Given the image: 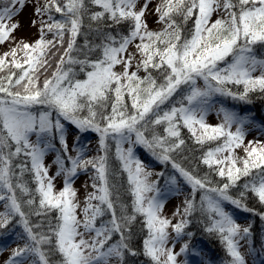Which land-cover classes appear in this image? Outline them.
Listing matches in <instances>:
<instances>
[{"label": "snow or ice", "instance_id": "obj_1", "mask_svg": "<svg viewBox=\"0 0 264 264\" xmlns=\"http://www.w3.org/2000/svg\"><path fill=\"white\" fill-rule=\"evenodd\" d=\"M25 2L0 0V44L14 41L13 33L19 27L18 22H13L14 17ZM150 3L151 0H144L141 6L139 0H36L34 13L41 18L39 38L33 43L21 40L0 55V71L8 68V74L0 76V201L5 202V211L0 212V230L7 229L19 217L27 236L22 247L12 250L5 264H109L111 258H116L118 264H127L126 257L138 255L146 257L148 264H179L177 257L181 254L199 255L191 243L194 233L186 232L188 217L196 210L194 199L184 201L182 213L177 209L174 215L181 218L176 223L163 216L165 193L158 187L159 181L149 179L153 173L134 158V144L144 146L163 163L171 162L191 185L193 196L203 190L200 210L207 217L205 231L220 237L230 257L228 264H246L240 241L249 239L250 226L237 223L223 202L251 212L253 209L245 203L251 192L264 204V143L255 142L253 146L254 142L249 141L244 145L246 116L221 108L223 121L215 126L206 122V116L212 107L211 98L217 94L247 101L253 92L264 93V59L255 54V47L264 45V0H160L154 9L157 22L163 25L160 30L149 29L146 15ZM90 5L102 10L92 11ZM220 11L223 15L210 23L212 15ZM56 14L61 18L57 19ZM85 15L96 23L100 38L98 44L85 41L87 52L76 45ZM178 17L184 23L194 17L188 36L183 35ZM124 25L127 34L107 30ZM49 33L51 40L46 39ZM133 44L135 52H129ZM19 52L23 53V64L16 59ZM88 53L96 58L91 59ZM57 54L55 70L41 82L40 69L47 72ZM137 54L140 58L135 63L136 70L130 71ZM79 55L84 59H79ZM9 64L20 69V73L12 71ZM74 65L85 72V79L77 78ZM117 65L122 66L121 71L114 70ZM141 69L145 72L143 77L139 75ZM257 71L259 75H255ZM200 80L203 87L198 84ZM229 85H242L243 90L233 91ZM175 95H181L179 106L162 111L161 105ZM126 96L131 99L130 106ZM61 118L81 132L98 133L103 154L85 159L83 148L76 156L58 153L54 161L56 176L64 177V186L56 192V176H49L44 160L48 152L55 151L52 141L57 136L63 153L68 151ZM159 125H166L164 135L155 131ZM182 127L202 146L217 142L200 159L227 182L212 186L208 174L199 177L173 159L172 153L185 145ZM149 130L150 137L145 134ZM33 135L35 141L31 139ZM109 139L116 142L117 158L127 172L133 197L131 214L127 213V206L121 207L119 216L116 214ZM124 143L129 147L123 148ZM240 147L246 158L235 155V149ZM18 157L23 159L15 163ZM89 168L94 170V191L86 198L84 218L80 220L73 183L81 171ZM253 169L259 171L253 174ZM25 172L33 175L34 191L22 180ZM156 175L163 177L164 173ZM241 177L248 178L247 182L233 196L230 190ZM166 184L176 185V176L169 177ZM24 196L29 197L23 201L32 209L29 213L22 207ZM53 213H58L54 222L48 219ZM106 213H111V219L96 227L97 218ZM30 215L43 217L47 231L43 230L44 223H31ZM137 216L143 217L147 231L142 252L131 244V226ZM169 228L177 238H188L179 252L168 247ZM114 233H119L120 239L109 244ZM86 234L89 238H85ZM7 235L0 232V238ZM183 264L190 262L185 260Z\"/></svg>", "mask_w": 264, "mask_h": 264}, {"label": "trees", "instance_id": "obj_2", "mask_svg": "<svg viewBox=\"0 0 264 264\" xmlns=\"http://www.w3.org/2000/svg\"><path fill=\"white\" fill-rule=\"evenodd\" d=\"M90 10L92 11H100L102 9L99 8V6L90 5ZM60 16V14H56V17ZM177 22L182 25V32L183 35L188 36L194 26V17L190 20H188L186 23L183 22L182 18H177ZM91 25V27H89ZM96 23L89 21L87 15L84 17V26L81 30V34L76 38V45L78 49H84L85 52H87V49L84 48L85 41L87 40L89 44H98L100 43V38L97 35L96 32ZM108 31H111L113 34H116L117 32L127 34V26H117L113 27L111 29H107ZM53 37H51L52 39ZM50 39V40H51ZM67 36L65 37V44L64 48L67 47ZM60 51H63V48L60 49ZM255 54L258 58L263 59L264 58V45H257L255 47ZM73 55H77V53H73ZM89 57L91 59H95L96 56L92 53H88ZM59 58V54L53 59L52 61V67L48 68V71L52 72L55 70V60ZM79 59H84L83 55L78 56ZM230 59V58H229ZM11 61V60H10ZM223 66H225L223 64ZM28 67V66H27ZM26 67V68H27ZM75 69V72L77 74V78L83 79L84 76H86L85 72L80 71L79 65L73 66ZM9 68H12L14 72L17 74L20 73V69H15L14 66L11 64L9 65ZM86 70H91L90 68ZM41 72L46 73L43 68L40 69ZM156 75V73H153ZM16 78V77H15ZM13 78V79H15ZM229 87L233 91H242V85H229ZM2 95V94H0ZM216 100L219 104L224 106L225 108L229 109L230 111H234L235 113L246 116L250 118L251 121H257L259 124H262L264 126V93L261 92H253L249 95V98L247 101H241L238 99H232L228 96H221L219 94L215 95ZM181 100V95H175L173 98H171L170 102H166L164 105H161V110H168L173 105L179 106V101ZM125 101L131 105V99L129 97H125ZM43 110V109H40ZM110 110V109H109ZM34 112H38L36 109L33 110ZM85 115L87 113H84ZM166 125H159L155 126V131L159 133L160 135H164V127ZM153 126H149L151 129ZM147 136L150 137L151 131L145 133ZM181 135L182 138L185 140V145L182 147V149L172 153L173 159L180 163L184 168L193 171V173L199 177L205 176V174H208L209 179L213 182L212 186L220 185L224 182H227L226 178H221L218 176L215 172H211L208 165H205L201 162V157L208 150L209 147H216L217 142H213L211 144H205L200 145L195 142L194 138L192 137V134L188 131L187 128H181ZM222 143V140L219 142ZM109 151H108V157H109V164L111 167V176H110V183L114 187V196H115V204L117 212L116 214L119 216L121 214V207L127 206V213H132V200L133 197L129 191V185L127 181V172L123 170L121 161L117 158L116 155V142L114 140L109 139ZM241 153L240 158H246V153ZM141 159L143 161L157 164L160 162V168L159 173L163 172V177H158L159 186H162L166 183L169 177L176 176L177 178V184L180 185L181 190L184 193V201L186 199H194V202L196 204V210L192 213L188 219L190 220V224L188 225L186 232H192L194 233V237L191 241L192 244H198L200 249L204 252L205 255H207V258L211 260L212 262H215L216 264H228L230 261V257L227 254L225 245L221 242L220 237L215 233H208L205 231V227L207 225V217L206 215L200 210V201L201 196L204 194L203 190H197L195 195L193 196V189L190 184H188L180 175L179 173L173 169L171 162L163 163L160 160L156 159L151 152H149L147 149L146 151L140 150L139 151ZM228 153L225 152L224 155H227ZM23 159V157H18L15 159V163H19L20 160ZM226 167V165H224ZM237 166H241L242 164L238 163ZM215 167V166H214ZM89 173L91 175H94V170L89 168ZM19 170L17 169V172ZM258 169H253V174L258 172ZM248 178L241 177L240 181L238 182L237 186L230 190V194L233 196H236L240 190H242V186L245 182H247ZM23 182H25L30 189L33 191L35 190L36 183L33 179V175L30 172H25L22 177ZM17 196L20 197L19 191L17 192ZM29 197L24 196L22 197V207L23 210L26 213H29L32 211L26 204H23L24 200H27ZM38 199V198H37ZM229 203V209L233 211H237L238 215L241 216L245 221L248 222V226H250V231L252 235L253 240V247L257 252H260L264 250V241H263V232H264V204H261L258 200V198L251 192L248 193L247 200L245 203L248 205L249 208H252L253 211H245L240 208H236V206ZM58 213H53L49 215L48 219L52 220L54 222V216ZM29 219L31 223L33 224H40L44 223V231H47V222L43 217L37 218L34 215H30ZM111 219V213H106L102 217L97 218L96 225H101V222H107ZM19 217H16L11 224L8 226L14 224L18 225ZM22 225V224H21ZM16 227V226H15ZM131 244L132 246L138 251L142 252V242L144 237L147 234L146 229L143 228V217L137 216L136 221L131 226ZM120 239L119 233H114L112 235L111 240L109 243H116ZM127 264H142V263H148V260L143 255H138L136 257H126Z\"/></svg>", "mask_w": 264, "mask_h": 264}, {"label": "rangeland", "instance_id": "obj_3", "mask_svg": "<svg viewBox=\"0 0 264 264\" xmlns=\"http://www.w3.org/2000/svg\"><path fill=\"white\" fill-rule=\"evenodd\" d=\"M40 2H43V0H40ZM160 0H151V3L149 4L148 12L146 15V19L148 22V26L150 30H160L163 25L157 22V16L154 12V9L156 7V4L159 3ZM140 5L142 6L144 3V0H139ZM36 4V0H26L25 6L21 11H19V14L14 17L13 22H18L19 27L15 30L13 33L14 41H8L3 44H0V55H3V53L9 51L11 48L15 47L16 43L23 40L27 43H33L39 38V28H40V17H38L34 13V6ZM19 7V5H17ZM223 15V12H216L212 15L210 23L214 22L217 18H220ZM57 19H60V16L56 17ZM46 19V17H44ZM36 20L37 23L33 25V21ZM52 34L49 33L46 37V39H51ZM138 42V41H137ZM129 52H135V44L129 46ZM139 55L137 54L136 60L133 61V67L130 69V71H135V63L139 60ZM12 58L8 57L7 60L10 61ZM16 59L23 64V53L19 52L17 54ZM261 59V58H260ZM264 59V58H263ZM10 65V64H9ZM28 65H24L26 68ZM221 67H224L223 64L220 65ZM9 67V66H8ZM12 69V68H11ZM115 71H121L122 66L117 65L114 69ZM13 71V69H12ZM8 74V68H5L3 71H0V76L7 75ZM40 81L42 82L43 79L47 76L51 75V71L49 72L47 70L46 73H43L40 71ZM139 75L143 77L145 75V72L143 69L140 70ZM255 75H259V72L257 71ZM15 78V77H13ZM86 76H84L83 79H85ZM198 84L203 87V81H198ZM211 105L212 107L207 112L206 116V122L210 125H217L220 124L223 121V112L220 111L221 108L227 109L221 104H219L216 100V96H213L211 98ZM230 111L229 109H227ZM234 112V111H231ZM38 114V112H36ZM239 115V114H238ZM53 116L55 117V113H53ZM242 116V115H240ZM248 118V117H247ZM61 122L65 126V138L68 145V151L67 153H63V150L61 148L59 137L57 136L52 142L55 144L56 148L55 151H50L46 154L44 163L46 166H49V176H56L57 167L54 163L56 155L62 154V155H71L76 156L77 151L83 148L84 150V158H91L95 157L97 155H102L103 153L100 151L99 148V134L96 132H93L89 130L88 132H81L79 131L75 125H72L69 121L63 120L61 118ZM232 131H235V125H233ZM245 131L246 135L244 138V145H248L249 141H253L255 146V142L264 143V126H261L256 121L253 122L248 118V123L245 125ZM33 141L36 140L35 135L31 137ZM132 139H135V136L133 135ZM123 148H128L129 144L124 143ZM133 147V154L134 158L139 159L143 162V164L146 166V169L153 173V175L149 178L151 181H157L158 177L156 173H159L160 168V162L157 164L149 163L146 161H143L141 159L139 151L143 150L146 151V148L140 144H134ZM243 147L236 148L235 149V155L237 157L241 156V153H243ZM66 163H68L66 161ZM93 175L89 173V170L87 171H81L77 177L74 179L73 187L76 189V202L78 203V207L76 209L77 217L80 220H83L84 218V212L83 208L86 205V198L89 193L93 192L94 189L92 187V180ZM159 184V183H158ZM54 191L58 192L61 190L64 186V177L56 176V179L54 181ZM158 187L161 189L162 193H165V196L163 197L165 203L164 208L162 211V215L170 219L173 223H176L181 217L178 215H174L176 213L177 209L179 208L181 213L183 212V205H184V193L181 190L180 185L176 184L174 186L169 184H164L162 186ZM172 188V191H168V188ZM155 193H149L148 195H154ZM92 203H97V201H92ZM5 202L0 201V212L5 211L4 207ZM223 206L225 207V210L228 211L237 221V223L241 224L242 226H247V222L241 218L240 215L237 214V212L229 209V203L228 201L223 202ZM16 226V227H15ZM12 224L8 226L7 229L0 230V232L8 233L6 237L0 238V264H5L6 261H8L11 252L13 249L17 248L18 246H23V244L26 242L27 236L26 233L23 230V226L21 224L15 225ZM96 227H100V225H96ZM80 231L83 232L84 229L81 226ZM170 232V241L168 244V247L173 248L174 251L179 252L180 247L183 245V243L188 239L187 236H183L180 238H177L175 233L172 232L171 228H169ZM92 236L95 235V233H91ZM85 238H89V236L86 234ZM263 240H264V234H263ZM113 244V243H109ZM199 253L197 256H193L190 253L185 255L181 254L179 257H177L179 264H183L185 260L189 261L190 264H211L209 262V259L207 258V255L204 254V252L200 249L201 247L198 246V244H193ZM240 251L244 254L246 264H260V258L264 259V250L257 252L253 248V240L252 235H250L249 239L247 241L241 240L240 241ZM25 264H28V261L25 262ZM109 264H118V260L116 258H111L109 260ZM142 264H148L142 263ZM264 264V261H263Z\"/></svg>", "mask_w": 264, "mask_h": 264}]
</instances>
